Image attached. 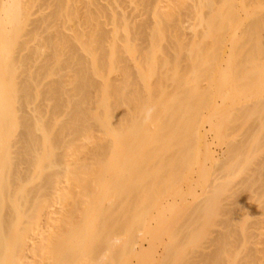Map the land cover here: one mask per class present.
<instances>
[{
  "label": "bare ground",
  "instance_id": "bare-ground-1",
  "mask_svg": "<svg viewBox=\"0 0 264 264\" xmlns=\"http://www.w3.org/2000/svg\"><path fill=\"white\" fill-rule=\"evenodd\" d=\"M253 95L257 100L235 107L230 120L264 105V0H0V264H74L103 241L98 248L125 264L131 236L115 255L117 220L107 218L118 204L112 198L144 191V183L136 189L129 181L148 167L149 160H137L141 146H175L174 175L160 179L169 187L200 145L211 154L202 142L207 128L199 129L204 110ZM158 114L166 121L153 124ZM249 132L234 146L263 145L262 133ZM162 153L151 156L156 162ZM94 187L97 204L105 205L101 216L90 214ZM119 226L120 219L114 232ZM95 229L101 238L90 240ZM207 255L199 260L210 262ZM222 255L216 263L264 264L252 255Z\"/></svg>",
  "mask_w": 264,
  "mask_h": 264
},
{
  "label": "rangeland",
  "instance_id": "rangeland-1",
  "mask_svg": "<svg viewBox=\"0 0 264 264\" xmlns=\"http://www.w3.org/2000/svg\"><path fill=\"white\" fill-rule=\"evenodd\" d=\"M147 85L148 82L144 81L141 82V87H143V89H141L140 85L138 87H140V90H145V87L147 88ZM253 93L255 94L256 92ZM183 94H188V90L185 91V93L183 92ZM258 96L257 95L256 96L253 95L252 97L247 96V98L244 97L243 99L240 100L233 99L234 103L229 101L226 104L220 105L221 111H219L220 109L217 110L218 106L215 107L216 109L213 110H208V111L204 110L205 116L203 114L202 122L203 120H205L204 117H206L205 121H208L209 120L208 118L213 117L212 119L209 120L213 122L212 124H210L211 131L209 130L208 122H204V123L201 122V124L204 126H200L199 129H201V131L202 129L203 131H205V128L208 129V131L206 129L204 136L206 138H202V142L204 144V141L206 140L205 144L206 143L209 144L208 148L211 154L209 153L207 154V151L206 152L204 151L205 147L200 145L199 147L200 149H198L199 152L198 158L195 161L189 163V165L182 172L181 178L178 179L175 182V184L169 185V187L168 186L162 187L161 185L163 181H160V179L162 180V178L163 179L171 178L174 175L173 173H171L170 169H171V165H174L172 163L174 154L173 156L171 154L174 152L176 153V150H173L175 146L172 145L169 149L166 150L165 148H163V146L156 148L157 150H155L154 147L150 149L151 145L149 144H143L141 146L140 149L141 153L139 152L137 160L140 158L149 160V162L146 164V167L147 166L148 167L145 168V170L143 169L139 171L137 174H134L132 177L129 178V181L136 185L135 187L136 189H137V185H141L142 183H144L143 185L145 186L142 185L140 189L143 190L144 188V191L141 192L138 190L139 193L135 192L136 197L133 196L134 190L132 193L131 190L130 193L128 192L129 194L126 193V195H124V199L122 198V200L121 198L120 199L118 198L119 196L112 198L111 202L114 204L117 201L116 204L117 203L118 204L117 205L115 204L116 205L114 209L115 211L107 218L108 221L110 220L109 224H111L112 220L113 221L117 220L118 222L117 221L116 222L119 223V219H120L121 226H119V228L120 227L122 228V231H119L118 228L116 233L114 231L117 228L115 227L117 223L113 222L111 227L113 229L115 228L112 234L114 237L112 236L113 239L110 241L112 242L111 250L112 251L114 250L115 255L116 253H118L119 251L118 249H121L123 243L126 242L125 241L126 239L129 241L127 242L130 243L132 247L134 246L133 251H131L128 255H126L125 264L126 262L128 264H153V262L154 264H165V262L166 264H168V262H170V258L174 256H176L177 258L176 259L172 258L174 262H171L169 264H173V263L183 264L184 262L186 264H192V263L218 264L216 263L218 262V259L216 258L221 257L220 255H222V253H223L222 255L223 257L224 256L230 257L231 254H233L231 257L236 255L237 257L239 256V258L244 257L245 255H252L253 257H255V259L258 260V262L261 263L262 260L264 261V143L263 145L254 144L255 146L252 145L253 143H246L247 145L244 143L246 146H244V144L242 145L239 144V146L237 147L234 146L238 144L236 143V141H238V139L241 140L245 135H247L246 133L249 132L248 130L251 129H252L251 131H254L255 129L256 133L254 132L255 133L254 135L253 132L252 133L249 132V135L253 134L254 138H257L260 137L261 135L260 133H262L263 137L261 136V138H264V130H263L264 105L261 104L262 105L261 106L259 104V107L261 106L260 113L256 112L251 116L243 115L238 119H236L237 121L235 119L233 120L229 119L234 117L233 113L236 114L235 116H237V111L239 112V110L238 108L235 109V107H238L245 102L257 100ZM38 97L40 98V96ZM38 97L35 99V101L32 102L31 105L36 103ZM145 98L146 95L141 94L140 99L144 100ZM51 100L48 101V103L52 104L55 102L54 99L53 101ZM40 102L41 99L38 100V103ZM40 104L41 107L43 105L45 108V112H44V108L41 109V111H43L44 114L43 116L48 115L47 113L49 107H45V105L42 104V102ZM211 111L212 112L214 111V113H212ZM255 116H257V118ZM217 118L218 121L216 120ZM255 118L258 120H256ZM135 119L137 120L138 118ZM164 119H166L165 116L158 114V117L156 116V118L153 120L152 123L153 124L155 122L161 123L162 121H164ZM242 119H244V121H241ZM253 119H255L257 122ZM234 120L236 121V123ZM254 122H256L255 124L256 126L253 125ZM134 123H136V121ZM257 124L259 125L257 126ZM215 125L216 127L213 128L212 126ZM227 125L231 126V128ZM251 126L254 127L252 128ZM20 127L21 125L20 126L18 125L17 129H19ZM256 128L258 129V131ZM244 133L245 135H243ZM236 149L237 150L240 149V150L237 151ZM172 150L173 152H171ZM156 153L163 154V156L159 159L161 161L159 160L156 162L154 161L155 159L158 158L156 156H151V155ZM81 154L82 153L80 152V155ZM170 155L172 156V158ZM164 158H166L165 161L163 160ZM152 161H154L155 165L154 163L151 164ZM167 167L169 169H167ZM229 170L231 172H228ZM159 175L160 178L158 179ZM151 178L152 180H150ZM148 179L150 183L149 181L147 183ZM156 181L160 184H158ZM97 182L99 183V180ZM68 183H69L68 181H65L63 183V186L60 188L62 189L66 188ZM156 183L159 186L157 185L156 187ZM215 183L218 185H216ZM148 187L150 188V190H148L149 189ZM161 187L164 190L161 189ZM213 187L214 189H211ZM138 188H140V186H138ZM218 188H220L221 191H219ZM215 189L216 190L218 189L217 191L219 192L215 191ZM222 190L224 191L222 192ZM160 192L161 194H159ZM210 192L211 193L214 192L212 193L214 198H212L211 196L212 194ZM218 194L220 195L217 197ZM88 198H89L90 206L92 207V211L90 212L91 216L98 214H100L99 216L103 215L105 210L104 209L105 205L99 206L97 204V202L99 201L98 190L95 189L93 191V189L90 188V195L88 196ZM117 199L121 201L119 202ZM209 199L211 201H208ZM131 202L133 204H131ZM216 202L218 203V205ZM137 216H139L140 218H138ZM121 218H123L122 219V221H124L123 223H121ZM127 219L129 221H126L127 222L126 223L125 220ZM136 220H139L141 222L137 221L134 223V221ZM98 221L99 219L95 221V225H98L99 223ZM139 223H143V224H141V226L140 225L138 226L137 224ZM122 225L123 227L124 226L126 227L124 228L125 230L127 229V227L128 229H132L131 230L132 233H129L128 235L125 232V230L123 232ZM75 226L78 229L81 228V224L78 222L75 223ZM129 226L130 227L132 226L133 228L132 227L129 228ZM95 230L96 231L90 233V240L101 238L100 229L99 231L97 229ZM125 233L127 235H125ZM127 236H131V237H127ZM215 241L217 242V245ZM218 241L219 242L221 241L220 242L221 245L219 244ZM103 244H105L104 241L102 245ZM73 245L74 242L70 244V246ZM102 245L98 247H102ZM106 245L107 244H105V246ZM98 247L92 249V252L85 251L79 258L75 260L74 264H94V263L122 264L123 263V261L121 262L118 259L113 260L109 258L110 256V254L108 253L109 251L104 246L103 248H98ZM227 250H230L231 252ZM205 254L206 255L209 254L207 256L209 257L210 262L204 263L202 262L201 259L199 260V257L200 256L202 257V255ZM167 255L169 256L167 257L168 259L165 258V256ZM163 257L164 259L162 260ZM151 258L153 260H151ZM166 259L168 260V262ZM181 260L184 261L182 262ZM196 260L200 262L197 261L195 263Z\"/></svg>",
  "mask_w": 264,
  "mask_h": 264
}]
</instances>
